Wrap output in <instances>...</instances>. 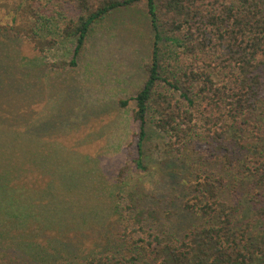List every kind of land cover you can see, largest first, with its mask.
<instances>
[{"label": "trees", "instance_id": "1", "mask_svg": "<svg viewBox=\"0 0 264 264\" xmlns=\"http://www.w3.org/2000/svg\"><path fill=\"white\" fill-rule=\"evenodd\" d=\"M42 3L14 2L0 17V264H264V148L247 140L264 132V0H74L67 21ZM138 5L154 42L134 98L133 164L145 170L151 123L175 154L166 167L182 198L176 213L192 224L181 233L174 214L148 212L144 197L136 203L137 191L125 203L118 189L128 161L109 176L93 161L94 182L91 157L54 145V131L73 127L61 119L65 92L49 99L54 114L42 120L23 100L41 88L36 81H51L45 56L59 39L75 43L55 67L78 68L95 28ZM25 44L38 54H24ZM107 200L102 220L98 201Z\"/></svg>", "mask_w": 264, "mask_h": 264}, {"label": "rangeland", "instance_id": "2", "mask_svg": "<svg viewBox=\"0 0 264 264\" xmlns=\"http://www.w3.org/2000/svg\"><path fill=\"white\" fill-rule=\"evenodd\" d=\"M14 2H20V0H0V17L6 8H13ZM73 3L74 0H43L39 8L52 12L57 20L67 21L71 19L70 8ZM143 8V5H138L132 9L117 11L101 22L95 28L87 49L78 60V68L67 66L57 70L55 67L58 61L70 60L72 53L70 51L73 50L75 43L73 40L61 42L59 39L57 47L47 52L45 56L46 65L53 75L51 81H36L35 84L41 88L36 91L34 86L33 95L24 94L23 100L29 106L27 110L30 114L34 113L33 120H42L47 119L48 112L54 114L55 109L49 108V99H54L65 92L64 110L68 114L66 120L63 116L61 119L66 127L72 124L73 127L58 133L54 131L52 133L55 136L54 145L68 154L75 152L81 157H91V164H85V166L88 165L85 168L92 170L88 176L90 181L93 176L94 182L98 181L96 176L98 171L94 174L93 172L99 163L102 167L104 166L107 172L104 173L109 176L110 167L114 165L120 167L128 161V171L125 175L127 178L124 180L125 188L118 189L125 197V203L130 204V191H137L135 192L137 195L135 198H138L136 203L139 204L140 200L147 198L145 209L148 212H156L157 216L160 213L165 219L170 214H174L175 218H178L176 230L181 233L192 224L185 223L184 215L177 217L176 213L182 198L177 197L179 195L178 181L169 178L168 171L171 170L166 167L167 160L173 158L175 154L166 153L165 138L152 127L151 123L149 125L151 129H148L149 136L143 146L145 170L137 169L133 164V158L138 152L140 133V123L133 118L136 109L134 98L147 79L146 65L150 62L154 42L153 33L149 28V18ZM5 20L10 23V19ZM167 45L163 43L162 46L160 45L161 49L163 50V46L167 47ZM22 49L28 56L38 54L36 51L33 53L32 47L28 44H25ZM122 101H127V106H122ZM100 103L107 109L103 108V105L100 108ZM22 111H25V108H22ZM69 117H75V120L72 121V118L68 119ZM34 132L37 133V127ZM39 133L46 135L45 132ZM257 135L250 134L248 142L264 148V132ZM42 142L46 148L53 146L51 138L43 137ZM121 142L122 145L119 148ZM125 155L126 158H124ZM198 155L214 162L215 158L209 157L206 152ZM96 160L100 162L94 163L93 161ZM83 161L84 159H81V162ZM118 201L123 202L121 198ZM146 201L154 203V209H148ZM98 202L103 220L106 218H103L106 214L105 208H108L110 203L108 200Z\"/></svg>", "mask_w": 264, "mask_h": 264}]
</instances>
